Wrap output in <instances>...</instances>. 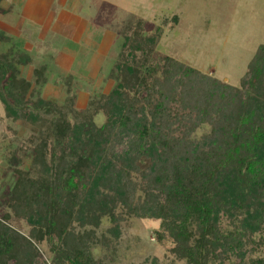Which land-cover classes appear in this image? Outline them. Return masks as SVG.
I'll use <instances>...</instances> for the list:
<instances>
[{"label": "trees", "instance_id": "1", "mask_svg": "<svg viewBox=\"0 0 264 264\" xmlns=\"http://www.w3.org/2000/svg\"><path fill=\"white\" fill-rule=\"evenodd\" d=\"M162 29L126 27L117 83L79 110L36 95L45 65L32 82L24 52H0V118L36 129L29 166L6 168L0 264H106L91 248L115 249L129 217L160 220L185 264H264V42L233 85L155 54Z\"/></svg>", "mask_w": 264, "mask_h": 264}, {"label": "rangeland", "instance_id": "2", "mask_svg": "<svg viewBox=\"0 0 264 264\" xmlns=\"http://www.w3.org/2000/svg\"><path fill=\"white\" fill-rule=\"evenodd\" d=\"M27 2H19L23 11ZM43 4L48 14L54 11L58 14L54 30L38 39L28 31V27L32 28L31 20L23 16L25 34L9 39L0 31V52H24L25 62H29L20 65L21 74L33 82V69L39 64L22 46L24 43H34L36 52L42 46L51 50L56 46L55 52L64 54L67 48L82 55L88 51L89 57L74 59L80 60L78 64L51 57L43 59L47 80L36 92L63 105L72 97L78 110L107 94L117 83L113 68L119 61L123 31L138 19L144 21L147 31L156 25L163 26L155 54L169 55L233 85H238L256 47L264 42V0H43ZM73 18L88 21L80 44L70 39V25L64 23ZM29 35L32 38L25 41ZM0 116H3L1 107ZM3 119L0 118V193L12 182V171L6 169L8 164L29 166L32 145L28 138L36 132L35 127L22 120ZM95 120L100 124L104 116L99 113ZM200 133L202 130H198ZM13 149L17 161L11 160ZM159 224L158 219L129 217L121 223L115 249L97 244L92 246V254L106 264H185L169 251L168 242L159 243L155 239L153 230ZM109 225V219L102 218L98 234ZM20 227L26 231L25 223L20 222ZM39 249L49 258L45 244Z\"/></svg>", "mask_w": 264, "mask_h": 264}, {"label": "crops", "instance_id": "3", "mask_svg": "<svg viewBox=\"0 0 264 264\" xmlns=\"http://www.w3.org/2000/svg\"><path fill=\"white\" fill-rule=\"evenodd\" d=\"M2 1H1L2 4L0 3L1 4L0 17L3 18V21L0 20V31H4L8 35L9 39H11V37H13L14 39H17L20 36L25 34L23 31L24 30L23 28L25 25L22 21L23 16L26 17L24 19L29 18L31 20V25L33 29L28 27L29 29L28 31L30 32V34L32 32L33 34H35L34 36H38L37 37L38 39L45 38V36L50 33L49 31L54 30V26H55L54 23L56 22L55 18L58 17V14L56 13V11L48 14V12L43 10L45 6L44 4L41 5L43 0H27L28 2H27L26 7L24 8L25 9L24 11L21 9V5L19 4V2L23 0H2ZM68 17L70 16L68 15ZM67 22H68V25H70L69 27L71 28L70 33L72 35L70 36L71 37L70 39L73 41L76 40L77 43L79 41L81 42V40H83L82 35L87 28L86 26L88 24V21L84 20L83 18H75V19L73 18L71 22L66 21L64 23L66 24ZM32 36L29 35L25 41H29L32 38ZM80 42L78 44H80ZM22 46L26 48L27 50H29L33 54V56H35V60L39 64L38 66L46 65L43 59L50 58V57L52 59H57L56 61L62 59V62L64 63L67 62L68 64H78L80 63V60L74 61V59L76 58L81 59L82 57H89V54H90L86 50L87 52H85V54L82 55V54L76 53L71 48L70 49L67 48L65 54L62 53L61 51L55 52L56 46L53 48V50L42 46L41 48H38L39 52H36L34 43L32 44L24 43ZM28 62L29 60L25 63H28Z\"/></svg>", "mask_w": 264, "mask_h": 264}]
</instances>
